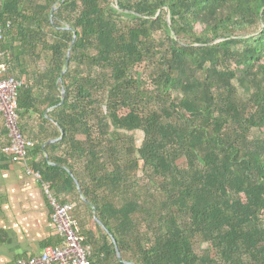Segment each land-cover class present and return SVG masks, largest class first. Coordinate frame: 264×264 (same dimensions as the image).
Segmentation results:
<instances>
[{
    "label": "trees",
    "instance_id": "obj_1",
    "mask_svg": "<svg viewBox=\"0 0 264 264\" xmlns=\"http://www.w3.org/2000/svg\"><path fill=\"white\" fill-rule=\"evenodd\" d=\"M0 28L92 264H264V0H0Z\"/></svg>",
    "mask_w": 264,
    "mask_h": 264
},
{
    "label": "crops",
    "instance_id": "obj_2",
    "mask_svg": "<svg viewBox=\"0 0 264 264\" xmlns=\"http://www.w3.org/2000/svg\"><path fill=\"white\" fill-rule=\"evenodd\" d=\"M3 125L0 116V128ZM32 163L31 155L16 163L0 151V264L38 256L62 240L51 222L44 181L34 173Z\"/></svg>",
    "mask_w": 264,
    "mask_h": 264
},
{
    "label": "built area",
    "instance_id": "obj_3",
    "mask_svg": "<svg viewBox=\"0 0 264 264\" xmlns=\"http://www.w3.org/2000/svg\"><path fill=\"white\" fill-rule=\"evenodd\" d=\"M3 36L0 28V41L3 40ZM4 57V54L0 52V115L4 118L10 142L2 148L1 152L8 155L12 162H26L35 141L25 136L20 128L17 97L22 83L8 76ZM34 173L42 179L39 172L34 171ZM44 190L52 206L51 222L54 231L62 241L57 246L44 248L38 256L20 260L14 264H92L89 258L91 249L83 244L79 234L80 224L72 216L75 205L61 203L46 182H44Z\"/></svg>",
    "mask_w": 264,
    "mask_h": 264
},
{
    "label": "water",
    "instance_id": "obj_4",
    "mask_svg": "<svg viewBox=\"0 0 264 264\" xmlns=\"http://www.w3.org/2000/svg\"><path fill=\"white\" fill-rule=\"evenodd\" d=\"M55 10H56V8L53 10V13L55 12ZM68 30H71V31H73L74 32V42L76 41V39H77V33L72 29V28H67ZM67 65H69V61H68V63H67ZM66 73V70L64 71V73L63 74H65ZM63 99H62V103L65 101V97H66V94H65V92L63 91ZM62 137H63V133H62V135H61V137L58 139V140H61L62 139ZM53 142H55V140H52V141H49V143H53ZM98 222L101 224V222L98 220ZM114 242H115V244H116V246H117V241L116 240H114ZM117 253H118V257H119V259H121L122 260V256H121V253H120V251H119V249H118V247H117ZM131 264H133V263H131Z\"/></svg>",
    "mask_w": 264,
    "mask_h": 264
},
{
    "label": "rangeland",
    "instance_id": "obj_5",
    "mask_svg": "<svg viewBox=\"0 0 264 264\" xmlns=\"http://www.w3.org/2000/svg\"><path fill=\"white\" fill-rule=\"evenodd\" d=\"M137 137H138L137 144L139 145V144L141 143L142 138H143V133L138 132V133H137ZM180 164L183 165V164H184V161L182 160V161L180 162Z\"/></svg>",
    "mask_w": 264,
    "mask_h": 264
}]
</instances>
